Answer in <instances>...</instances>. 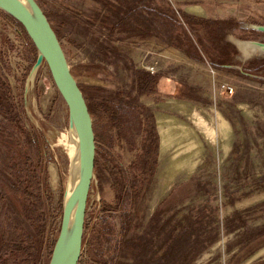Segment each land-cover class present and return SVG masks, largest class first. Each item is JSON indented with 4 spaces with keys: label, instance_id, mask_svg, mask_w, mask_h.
<instances>
[{
    "label": "rangeland",
    "instance_id": "1",
    "mask_svg": "<svg viewBox=\"0 0 264 264\" xmlns=\"http://www.w3.org/2000/svg\"><path fill=\"white\" fill-rule=\"evenodd\" d=\"M36 1L94 121L95 179L79 264H131L121 212L133 215L128 235L141 233L177 186L173 201L186 197L192 179L201 185L199 201L207 191L216 198L219 229L212 246L189 264H264V58L245 61L232 43H264V32L252 28L264 26V0H163L180 13L202 61L156 34L131 37L109 28L108 5L116 0ZM184 15L232 23L226 38L234 47L232 64H213L217 49L206 29H190ZM163 28L153 27L167 34ZM36 58L25 31L0 11V264L49 263L72 169L68 107L46 65L26 93ZM145 75L155 80L141 92ZM219 116L228 131L219 130ZM159 117L186 124L199 142L197 155L181 169L171 166L172 155L192 135L171 129L162 152ZM121 188L132 192L131 204ZM193 200L189 194L177 207ZM42 245L52 246L43 262Z\"/></svg>",
    "mask_w": 264,
    "mask_h": 264
},
{
    "label": "trees",
    "instance_id": "2",
    "mask_svg": "<svg viewBox=\"0 0 264 264\" xmlns=\"http://www.w3.org/2000/svg\"><path fill=\"white\" fill-rule=\"evenodd\" d=\"M108 12L105 24L112 30L120 29L131 37L156 34L170 40V44L176 43L191 58L203 60L180 21V13L163 0H116V3L108 5ZM183 17L190 29L199 26L206 29L211 44L217 49L213 64H232L234 47L226 43L227 35L233 28L230 21H204L188 15ZM157 25L158 28L167 27L168 33L154 32L153 27ZM154 80L150 75L140 76L141 92H144L145 85L152 87ZM191 182L193 184L186 197L194 194L193 202L188 206L177 207L178 202L186 198L181 196L173 201L181 191V185L177 186L156 208L141 233L128 235L132 230L133 215L130 211L121 212L123 237L126 238L125 246L132 259L131 264H189L212 246L219 229L216 198L211 191H207L205 194L208 198L199 201L201 185L195 179ZM120 191L123 192V189ZM122 195L123 201L131 204L134 198L132 192L126 190ZM224 195L227 199L233 196L228 186L224 188Z\"/></svg>",
    "mask_w": 264,
    "mask_h": 264
},
{
    "label": "water",
    "instance_id": "3",
    "mask_svg": "<svg viewBox=\"0 0 264 264\" xmlns=\"http://www.w3.org/2000/svg\"><path fill=\"white\" fill-rule=\"evenodd\" d=\"M0 11L19 23L37 51L26 86V93L39 70L46 65L53 82L68 107L69 127L78 141L79 163L72 169L67 181L63 202L60 231L54 243L48 264H79L85 232L88 200L95 179L97 142L94 121L82 88L74 77L63 46L45 12L36 0H0ZM264 32V26H253ZM243 41V40H241ZM254 44L264 58V43ZM232 43L238 49L234 41ZM240 52V50L238 49Z\"/></svg>",
    "mask_w": 264,
    "mask_h": 264
},
{
    "label": "bare ground",
    "instance_id": "4",
    "mask_svg": "<svg viewBox=\"0 0 264 264\" xmlns=\"http://www.w3.org/2000/svg\"><path fill=\"white\" fill-rule=\"evenodd\" d=\"M232 40L236 43V45L238 46V49L240 50V53L242 55L243 58L245 57H250L253 55H259L260 53L262 54L261 51L258 50V48L250 43V42H246V41H241L235 38H232ZM220 117V116H219ZM220 122L218 127L219 130L221 131H228L230 125L229 123L223 119L222 117H220ZM217 121V120H216ZM157 124H158V128H159V133H160V141H161V150L162 152L166 149H168L169 142L171 141V136H170V131L171 129H180L183 132L187 133V134H191V138L188 140V143L185 145L184 148L180 149V148H175L173 155H172V161H171V166H173L174 168L181 169L184 166L185 160L191 158L192 156H196L197 155V148H198V141L196 140L195 135L193 134V131L191 130V128H189L186 124L181 123V122H174V120L172 118L169 117H159L157 119ZM176 131V130H175ZM73 144L69 145L70 151L72 152V154H74V167L78 166L79 163V152H78V141L77 138L75 136V133H73ZM181 153H184V156H182L183 158H179V155H182ZM194 165H191V169H193ZM167 176V175H166Z\"/></svg>",
    "mask_w": 264,
    "mask_h": 264
},
{
    "label": "crops",
    "instance_id": "5",
    "mask_svg": "<svg viewBox=\"0 0 264 264\" xmlns=\"http://www.w3.org/2000/svg\"><path fill=\"white\" fill-rule=\"evenodd\" d=\"M14 212H16L14 209H12ZM27 220H28V218H27ZM49 245H50V243H49ZM51 247L52 246H50V248H48L47 246L45 247L44 245H42L41 247H40V255H41V257H42V262H43V260H44V257H45V255H46V253L48 252V251H50V249H51ZM48 249V250H47ZM39 251V250H38Z\"/></svg>",
    "mask_w": 264,
    "mask_h": 264
}]
</instances>
